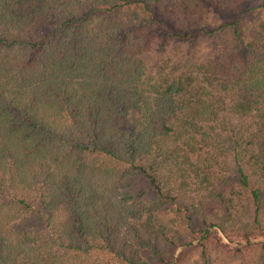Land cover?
Returning a JSON list of instances; mask_svg holds the SVG:
<instances>
[{
  "label": "trees",
  "instance_id": "16d2710c",
  "mask_svg": "<svg viewBox=\"0 0 264 264\" xmlns=\"http://www.w3.org/2000/svg\"><path fill=\"white\" fill-rule=\"evenodd\" d=\"M0 264H264V0H0Z\"/></svg>",
  "mask_w": 264,
  "mask_h": 264
},
{
  "label": "rangeland",
  "instance_id": "374dc122",
  "mask_svg": "<svg viewBox=\"0 0 264 264\" xmlns=\"http://www.w3.org/2000/svg\"><path fill=\"white\" fill-rule=\"evenodd\" d=\"M21 222H22L21 224H24V225H36V224H38V221L33 217L28 218V219L21 221Z\"/></svg>",
  "mask_w": 264,
  "mask_h": 264
}]
</instances>
